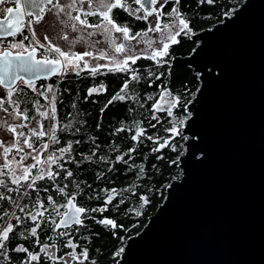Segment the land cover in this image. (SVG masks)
<instances>
[{"label": "snow or ice", "instance_id": "obj_1", "mask_svg": "<svg viewBox=\"0 0 264 264\" xmlns=\"http://www.w3.org/2000/svg\"><path fill=\"white\" fill-rule=\"evenodd\" d=\"M11 0H0V8L9 4ZM88 10L78 7L83 5L85 0H70L69 3H61V0H28L26 5H21L19 0H15L14 7H6L4 11L7 15L0 23V36L18 37L7 42V47L0 50V88L5 90L4 95L0 96V109H2L12 120L17 123H8L5 121L4 127L12 133L9 140L0 139V264L8 262L13 264H45V261L51 264H85L89 260V249H77L80 244L76 238L81 241H90L91 236L82 235L81 229L87 230L89 225L87 221H95L97 224L109 226L112 229L121 227L117 222L105 216L97 220L93 213H105L109 211L110 206L119 210L120 205L124 204L123 191L116 188H104L101 191L103 197L97 193L94 196H88V200H103L98 207H88L78 201V197L85 194V188L81 187L83 182H76L75 173L66 164H74L77 170L80 165L91 162L93 157L97 156V149L100 145L96 143L95 137H89V141L94 145L90 154L85 155L79 152L77 159V149L75 145L87 143L82 139H71L62 144L60 133L75 136L81 133V128L75 126L72 120L65 124L60 123L58 117L57 105L60 100V83L68 73H75L77 76L87 71L91 77L106 75L107 73L124 74L125 79L115 93L107 101L101 113L113 104L115 101L139 102L138 97L131 93L132 84L144 80L145 73L152 77L154 72L151 68L141 72L136 67L137 61L145 59L152 61L157 67H163L167 64V57L170 55V46L178 44L177 39L182 34L190 32V20L185 18L180 8L181 0H174V6L170 11L165 10V6L170 0H86ZM209 5L215 4L216 0H204ZM50 6V7H49ZM23 8V11L21 10ZM35 11L34 15L33 10ZM55 11L57 16L63 14L64 19L60 23L65 27H71L76 30L77 25L86 29H95L96 32H87L89 37L97 32L104 36L108 42V48L112 55H109L107 49H100L97 52L83 51L72 52L65 51L60 46L51 42L46 35L44 40L47 45L37 39L34 25H38L47 12ZM75 11V15H73ZM125 13L128 17L136 21L148 22V27L140 31L133 32L131 24L126 20L119 22V15ZM28 15L27 22H22L21 17ZM168 17V22H164L162 17ZM89 17H95L98 22L92 23ZM150 17H155L154 26L149 21ZM27 30L31 36L24 35ZM149 33L159 34V39L147 38ZM114 34H119L117 38ZM62 39L67 40L65 34ZM119 39V42L117 40ZM143 43L144 49L136 52L130 41ZM25 41H28L26 44ZM6 41L0 39V44ZM100 41H96L99 43ZM159 46H155V45ZM39 49H44L45 54L37 58L36 53ZM91 61L105 60V63H90ZM164 75L161 72L155 76L156 80ZM52 76L59 77L56 84H45L44 79ZM41 81L39 84L36 81ZM35 94L36 97H42L46 104H41L39 99H31L28 91ZM106 90V85L101 83L89 87L85 100L94 94H99ZM68 91V89H64ZM153 96L145 98V102L140 103V108H144L147 101H152ZM191 103V101H189ZM11 108V111H9ZM76 108V104H72ZM184 108L187 114H180L179 110ZM34 110L35 114H32ZM134 112V109H129ZM157 113L166 114L169 119V126L164 128L168 133L167 137L152 136L147 134V129L143 126L144 121H138L133 127L117 128L116 132L133 133L131 140L141 143L146 138L157 146L152 148L153 153H159L162 149L168 147L175 151V146L171 141L175 137H184L182 128L185 121L189 120L191 112L187 111L186 105L181 97L164 88L159 96L151 104L148 127L155 130L157 124L162 122V116ZM69 117L72 113H68ZM45 121L48 123L45 124ZM156 121V123H151ZM35 122V126H30ZM97 128L101 125L97 124ZM119 149L115 146L113 151ZM136 148H129L123 155H116L115 161L124 165H129L132 160V153ZM127 157V158H126ZM157 160H162L163 156H156ZM179 157L171 160L172 165L177 164ZM28 161H31L29 163ZM99 161L107 162L106 157H99ZM135 165H129L134 167ZM153 167H156L153 165ZM114 171L112 166L108 169ZM143 172V168L139 169ZM104 173L98 174L97 179H102ZM49 182L48 186H41L38 182ZM69 181V183H61ZM74 184L75 189L69 190V185ZM90 188L91 185H88ZM50 188L54 193H50ZM46 197H42L41 193ZM15 193V196L12 195ZM136 195L142 201V205H147L149 199L141 195L138 191ZM57 197L64 202L59 203ZM139 216L140 212H136ZM30 222V223H29ZM114 234V233H113ZM19 236L24 243H15ZM32 244L38 250H32L26 244ZM14 245V246H13ZM63 249V255H57ZM124 251L120 248L115 255L119 256ZM22 254L15 258L11 253ZM92 264H96L93 261Z\"/></svg>", "mask_w": 264, "mask_h": 264}, {"label": "water", "instance_id": "obj_2", "mask_svg": "<svg viewBox=\"0 0 264 264\" xmlns=\"http://www.w3.org/2000/svg\"><path fill=\"white\" fill-rule=\"evenodd\" d=\"M190 38L170 60L198 81L180 175L117 264H264V0H242Z\"/></svg>", "mask_w": 264, "mask_h": 264}, {"label": "trees", "instance_id": "obj_3", "mask_svg": "<svg viewBox=\"0 0 264 264\" xmlns=\"http://www.w3.org/2000/svg\"><path fill=\"white\" fill-rule=\"evenodd\" d=\"M242 0H216L215 4L209 5L204 0H181V4L178 6L185 16L190 20V32L188 34H182L177 39L180 41L178 44L170 46V55L167 57V64L163 67H157L152 61L141 59L137 61L136 67L141 72H145L146 69L151 68L154 72L152 77H148L145 73L144 80L138 84L133 83L131 86V93L138 97L139 102L128 101H115L101 113L100 109L104 107L109 99L117 91H119L122 85L125 75L108 73L101 79L106 85L104 92L94 94L89 97L88 100L84 99L87 94V89L92 87L95 83L91 77L84 73L77 76L75 73H68L60 83V100L61 104L57 105L58 117L61 124L67 123L72 120L75 126L81 128V133L75 136L60 133L61 141L66 143L71 139H82L89 141V137H95L96 143L100 145L97 149V156L93 157L91 162H86L80 165L77 170V166L74 164H66V167L72 169L75 173L74 179L76 182H83L81 187L85 188V194L78 197V201L88 207H98L103 203V200H88V196H94L99 193L102 197L104 193L101 191L104 188H116L118 191H123V195L119 199L124 200V204L120 205L119 210L111 208L105 213H93L97 220L108 216L114 219L118 225L116 229H112L109 226L97 224L95 221H87L89 227L87 230L81 229L82 235L91 236L90 241H81L79 237L76 238L80 247L77 249L79 252L82 248L87 247L89 249V260L85 264H92L96 261V264H117L119 256L115 253L123 247L125 240L130 235L137 233L142 226L146 223L148 216L151 215L158 204L163 200L165 187L169 181L173 178H178L180 175V169L178 168V162L175 165L170 163L171 160L177 159L183 151L182 145L184 139L175 137L171 143L175 146V151L171 148H164L159 153H153L152 148L157 145L146 138L142 139L141 143L133 142L131 135L133 133L128 132H116L117 128L121 127H133L138 121H144L143 126L147 129V134L152 136L167 137L169 134L164 132V128L168 127V121L170 118L166 114L157 113L162 116V122L157 124L155 130L148 127L149 113L151 110V104L157 99L161 89L167 88L174 95L181 97L182 102L186 103L194 95L197 88L196 75L192 73L191 69L186 66H175L171 63V58L176 55H185L194 47L195 42L191 40L190 35L202 28L209 27L215 22L221 20L224 14H228L233 8H235ZM174 6V0H170V3L165 6L166 11H170ZM168 22V17H162ZM121 20H126L133 26L135 19L128 17L125 13H122ZM137 25L147 27L145 21H137ZM138 27V28H142ZM28 36L30 34L26 32ZM19 37H12L7 40L10 42ZM7 42L4 46L7 47ZM27 44L28 42L25 41ZM43 53V52H42ZM161 72L164 73L159 80L155 79L156 75ZM59 77H52L43 80V83L56 84ZM41 81L36 82L39 84ZM68 89V91H64ZM31 99H39L41 103H45L42 97H36L30 90H27ZM5 90L2 89L4 95ZM153 96L152 101H147L144 108H140L139 104L145 102L147 96ZM76 104V108H72V104ZM129 109H134V112H130ZM11 110V108H9ZM68 113H72L69 117ZM180 114H187L184 108L179 110ZM32 114L34 110H32ZM47 122V121H46ZM45 122V123H46ZM48 123V122H47ZM156 123V121H151ZM100 124L101 127L97 128L96 125ZM119 146V149L113 151L115 146ZM78 151L76 153L77 159H79V152H83L85 155L91 153L94 145L89 141L80 145L74 146ZM136 148V151L131 155L132 160H129V165H135L129 167L122 163L115 161L116 155H123L129 148ZM163 156L162 160H157L156 156ZM106 157L107 162L99 161V157ZM127 158V157H126ZM155 165L156 167H153ZM112 166L114 171H109V167ZM143 168V172L139 169ZM103 172L102 179H97L99 173ZM41 186H48L49 182H38ZM61 183H69V181H61ZM88 185H91L89 188ZM75 185L70 184L69 190H74ZM146 196L149 199L147 205H142V201L136 192ZM50 193H54V189L50 188ZM15 196V193H12ZM42 197H46L45 193H41ZM59 203L64 201L57 197ZM3 204V202H0ZM136 212H140L137 216ZM114 233V234H113ZM19 236L16 237L15 243L21 241ZM26 244L25 246H28ZM14 246V245H13ZM35 248V246H34ZM38 250V249H36ZM68 249H63L57 255H61ZM12 257L19 258L21 254L11 253ZM15 261V260H14ZM13 261V264H15ZM8 264V262H4ZM47 264V261H45Z\"/></svg>", "mask_w": 264, "mask_h": 264}, {"label": "flooded vegetation", "instance_id": "obj_4", "mask_svg": "<svg viewBox=\"0 0 264 264\" xmlns=\"http://www.w3.org/2000/svg\"><path fill=\"white\" fill-rule=\"evenodd\" d=\"M69 2H70V0H62V3H64V4H67ZM6 7H14L15 8V0H11V2L9 4H7L5 7L0 8V19H2L6 13L4 11V8H6ZM78 7H82L85 10H88V8H89L86 0H85V3L83 5H78ZM75 14H76L75 11H73V15H75ZM121 16H122V13L119 15V22L124 23L121 20ZM28 18H29L28 15L24 16L23 20L25 21V23L27 22ZM64 18L65 17H63V14H60V16L58 17L57 14L55 13V11L47 12L44 14L45 28H46L48 37L53 44L60 46L65 51L71 50L72 52H83L86 50L97 52L100 49H107L109 55H112V51H111V49L108 48V42L104 36L100 35L98 32L91 37H89L87 35V32H90V31L96 32L95 29H86V28H83V27L77 25L76 30L73 31V29L70 26L65 27L63 24H61L59 22L60 19H64ZM88 19L92 23L98 22V19L95 17H89ZM24 21H22V22H24ZM133 24H134L132 26L133 32L140 31L141 29L145 28V27H142V25H137L138 22L136 20H134ZM138 27H142V28H138ZM26 32H28V31L25 30L23 34L27 35ZM65 34L68 36L67 40L62 39V37ZM114 35L117 38L119 37V34H114ZM30 36H31V34H30ZM18 37L20 39H22V36H18ZM9 38H12V37H0V39L5 40L6 42ZM96 41H100V42L96 43ZM26 42H28V41H26ZM117 42H119V39L117 40ZM42 43L47 45L48 42L44 41ZM129 43H131V45L135 51L138 50V43L135 40L130 41ZM3 48H5L4 44H0V50H3ZM43 54H45L44 49H39L38 52L36 53V55L39 57H41ZM92 62L94 64L96 62L105 63L107 61L99 60V61H92ZM84 73H87V71L82 72L80 75H82ZM87 75H88V73H87ZM88 76L91 77L90 75H88ZM52 77H54V76H52ZM52 77H50V78H52ZM103 77H104V75L97 76L95 78L91 77L93 80H95V83H93L92 86H96V85H99L101 83L104 84V82L101 80ZM2 89L3 88H0V90H2ZM20 239L21 238H19V240ZM18 243H21V241H19ZM28 247H30L32 250H36V248H34V245H32L30 243H29ZM61 255H63V254H61ZM21 256H22V254H21ZM14 263L16 264L15 261H14ZM47 264H51V262L47 261Z\"/></svg>", "mask_w": 264, "mask_h": 264}, {"label": "rangeland", "instance_id": "obj_5", "mask_svg": "<svg viewBox=\"0 0 264 264\" xmlns=\"http://www.w3.org/2000/svg\"><path fill=\"white\" fill-rule=\"evenodd\" d=\"M162 2V0H161ZM61 3H62V0H61ZM6 6V5H5ZM3 6V7H5ZM47 16V15H46ZM162 20L164 22H167L166 20H164V18H162ZM149 21L151 22V24L154 26L155 24V17H150L149 18ZM25 22V21H24ZM147 23V27H148V22ZM34 28H35V31H36V36H37V39H39L41 42H44V37L48 34H47V31H46V28H45V19L43 18V20L41 21L40 24L38 25H34ZM147 38H153V39H159V34H156V33H149L148 34V37ZM155 46H159L158 44L155 45ZM145 47V45L143 43H138V50L136 52H139L141 50H143ZM39 57V56H38ZM90 63H93L91 60H90ZM187 67V66H186ZM189 68V67H188ZM191 69V68H190ZM54 78H56V76H54ZM47 84V83H46ZM162 90V89H161ZM160 90V91H161ZM160 93V92H159ZM2 90H0V96H2ZM174 95V94H173ZM159 96V95H158ZM158 98V97H157ZM47 102L45 101V103H41V104H46ZM11 111V110H9ZM149 116H150V113H149ZM5 121H7L8 123H17L19 121H15V120H12L11 117H9L2 109H0V139H4V140H9L10 141V138L12 136V133L7 131V129L4 127V124H5ZM46 122V121H45ZM47 124V122L45 123ZM30 126H35V122H33ZM29 163H31V161H28ZM0 163H3V160L0 159Z\"/></svg>", "mask_w": 264, "mask_h": 264}, {"label": "bare ground", "instance_id": "obj_6", "mask_svg": "<svg viewBox=\"0 0 264 264\" xmlns=\"http://www.w3.org/2000/svg\"><path fill=\"white\" fill-rule=\"evenodd\" d=\"M175 66H180V65H175ZM48 79V78H47ZM44 80H46V79H44Z\"/></svg>", "mask_w": 264, "mask_h": 264}]
</instances>
